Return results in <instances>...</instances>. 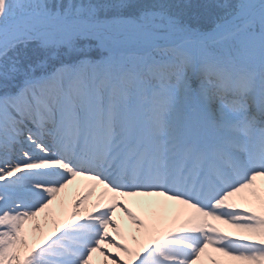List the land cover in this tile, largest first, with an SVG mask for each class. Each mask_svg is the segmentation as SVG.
Masks as SVG:
<instances>
[{"label": "snow or ice", "instance_id": "snow-or-ice-1", "mask_svg": "<svg viewBox=\"0 0 264 264\" xmlns=\"http://www.w3.org/2000/svg\"><path fill=\"white\" fill-rule=\"evenodd\" d=\"M0 264H264V0H0Z\"/></svg>", "mask_w": 264, "mask_h": 264}, {"label": "bare ground", "instance_id": "bare-ground-1", "mask_svg": "<svg viewBox=\"0 0 264 264\" xmlns=\"http://www.w3.org/2000/svg\"><path fill=\"white\" fill-rule=\"evenodd\" d=\"M83 182L81 181V180H77V182H76V184H82ZM75 188H76V185H71V186H69V188L66 190L67 191V193L69 194V196H72L73 195V193L74 192H76L75 191ZM97 195H98V192H97ZM92 199L93 200H95L96 199V195H94L93 197H92ZM130 206H132L133 208H134V210H137L138 212H140L142 215L144 214L143 213V211L141 210V209H139V208H137L136 207V205H135V203L134 202H132V203H130ZM54 208H58V204H57V202H54V206H53ZM121 219H123L122 221H121ZM117 221L118 222H120L121 224H122V222H124V224L126 225V227L125 228H123V229H126V231H127V233L128 232H130V231H133L134 229H135V225H133L132 223H131V221H129L128 219H127V217H125L124 216V214L119 210V209H117ZM221 227H224V228H228V226L227 225H220ZM122 227H124L123 226V224H122ZM110 231H111V229H110ZM113 251H115V249H113ZM102 259V258H101Z\"/></svg>", "mask_w": 264, "mask_h": 264}, {"label": "rangeland", "instance_id": "rangeland-1", "mask_svg": "<svg viewBox=\"0 0 264 264\" xmlns=\"http://www.w3.org/2000/svg\"><path fill=\"white\" fill-rule=\"evenodd\" d=\"M189 2H190L192 5L195 6V5H199V4L205 3L206 0H189ZM193 10L195 11V8H194ZM95 54H96V53L94 52L93 55H95ZM76 194H77L76 192L73 193V195H76ZM73 195H72V196H73ZM122 220H123V219H121V221H122ZM123 221H124V220H123ZM122 224H123V226H124V227H122V228H125L126 225L124 224V222H122ZM122 224H121V225H122ZM124 230H125V232L127 233L126 229H124Z\"/></svg>", "mask_w": 264, "mask_h": 264}]
</instances>
